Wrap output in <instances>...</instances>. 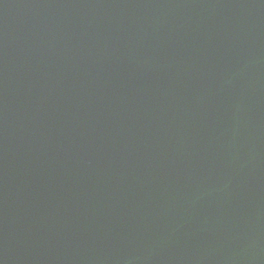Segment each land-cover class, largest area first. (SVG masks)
Instances as JSON below:
<instances>
[{
  "label": "water",
  "instance_id": "water-1",
  "mask_svg": "<svg viewBox=\"0 0 264 264\" xmlns=\"http://www.w3.org/2000/svg\"><path fill=\"white\" fill-rule=\"evenodd\" d=\"M0 264H264V0H0Z\"/></svg>",
  "mask_w": 264,
  "mask_h": 264
}]
</instances>
